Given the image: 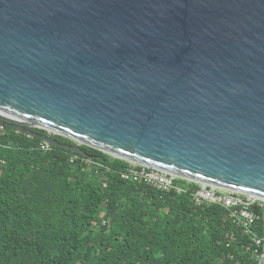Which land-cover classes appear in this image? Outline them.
<instances>
[{"label":"water","instance_id":"obj_1","mask_svg":"<svg viewBox=\"0 0 264 264\" xmlns=\"http://www.w3.org/2000/svg\"><path fill=\"white\" fill-rule=\"evenodd\" d=\"M0 124L264 202V0H0Z\"/></svg>","mask_w":264,"mask_h":264},{"label":"trees","instance_id":"obj_2","mask_svg":"<svg viewBox=\"0 0 264 264\" xmlns=\"http://www.w3.org/2000/svg\"><path fill=\"white\" fill-rule=\"evenodd\" d=\"M43 141L0 124V264H259L263 201L245 232L232 209L197 204L195 182L160 190L124 179L127 160Z\"/></svg>","mask_w":264,"mask_h":264},{"label":"built area","instance_id":"obj_3","mask_svg":"<svg viewBox=\"0 0 264 264\" xmlns=\"http://www.w3.org/2000/svg\"><path fill=\"white\" fill-rule=\"evenodd\" d=\"M50 144L43 141L41 147L47 148ZM122 177L126 180L144 182L157 189L168 191L176 188L181 191L182 188L176 185L177 179H184L188 182H195L189 179L179 177L156 168H152L140 163L129 161V165L122 172ZM197 183V182H195ZM199 187L195 190L193 196L197 204H221L226 208L232 209L236 220L243 226L245 232H249L253 226L256 214L250 209L252 205L260 201L254 195L242 193L214 185L197 183ZM260 242V239H256Z\"/></svg>","mask_w":264,"mask_h":264}]
</instances>
